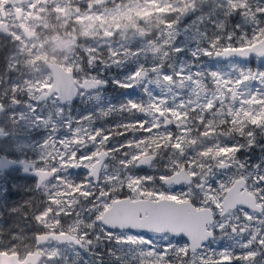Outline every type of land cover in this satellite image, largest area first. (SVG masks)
<instances>
[{
	"label": "snow or ice",
	"instance_id": "6c2138e0",
	"mask_svg": "<svg viewBox=\"0 0 264 264\" xmlns=\"http://www.w3.org/2000/svg\"><path fill=\"white\" fill-rule=\"evenodd\" d=\"M4 11L0 172L34 183L0 196V264H264V0ZM81 20L63 69L37 72Z\"/></svg>",
	"mask_w": 264,
	"mask_h": 264
},
{
	"label": "rangeland",
	"instance_id": "374dc122",
	"mask_svg": "<svg viewBox=\"0 0 264 264\" xmlns=\"http://www.w3.org/2000/svg\"><path fill=\"white\" fill-rule=\"evenodd\" d=\"M7 4H8V0H0V13L2 12V10L5 9V6ZM10 18L13 20L11 16ZM85 22H86L85 20H81L78 24L75 25L72 24L70 21L67 22L66 24H61V27L63 28L62 36L55 47H48L45 49V43L41 41H37L40 47L45 50L41 51L40 54L37 55L36 59L43 60L47 57H52V58H57L63 63L65 59H67L73 53H75L74 44L76 37L80 32V24H83ZM92 23L94 26V21ZM252 66H259V61L253 59ZM11 180L13 181L14 179ZM32 183H34V181L31 183L29 182L27 187L28 188L32 187ZM4 186L7 185L6 184L1 185L0 196L6 197V200H4L3 202L6 203L8 206H14L23 202L25 200L23 198L25 195L23 194L25 193V191H29V189H23V187L19 186V184L15 187V189H4ZM26 196L28 198L30 194Z\"/></svg>",
	"mask_w": 264,
	"mask_h": 264
},
{
	"label": "flooded vegetation",
	"instance_id": "af4514ba",
	"mask_svg": "<svg viewBox=\"0 0 264 264\" xmlns=\"http://www.w3.org/2000/svg\"><path fill=\"white\" fill-rule=\"evenodd\" d=\"M9 2L15 3V2H17V0H8V3ZM22 15H23V13L21 12L20 16H22ZM0 16H5L7 18L6 21H0V29H5V28L7 29L9 27V25L11 23H13V20L10 18V16H8L6 14V12L4 10H2V12L0 13ZM19 17L16 15V19H19ZM49 23L51 24V21H49ZM3 24H6V25L4 28H1V26ZM57 29H58V33L61 37L63 28L61 27V25H58ZM29 30L30 31H28V32L33 36V38H35L37 35L36 30L34 28H29ZM37 60H40V59H37ZM42 61H43L42 64L36 65L37 72H41V73L44 72L45 66H48L49 61L59 62L63 65V63L60 60H58L57 58H52V57H47V58L43 59ZM23 175H24V173H22V172H14L11 175L0 172V188H1L2 184H6L7 186H4V189H15V187L19 184V186H22L23 189H30L31 187L30 188L27 187L29 182L27 180H24L21 178ZM11 179H14V180L12 181ZM28 194L31 195V192L25 191V193L23 194L25 196L23 198L26 199L27 198L26 195H28Z\"/></svg>",
	"mask_w": 264,
	"mask_h": 264
},
{
	"label": "water",
	"instance_id": "95a60500",
	"mask_svg": "<svg viewBox=\"0 0 264 264\" xmlns=\"http://www.w3.org/2000/svg\"><path fill=\"white\" fill-rule=\"evenodd\" d=\"M21 14V11L17 10L16 15L19 17ZM2 23V22H1ZM6 24H3L1 26V28H4ZM6 29V28H5ZM26 31H30L29 28H26ZM30 34V33H29ZM31 35V34H30ZM32 36V35H31ZM48 66L52 67L55 70H62L63 69V65L59 62H55V61H49L48 62Z\"/></svg>",
	"mask_w": 264,
	"mask_h": 264
}]
</instances>
